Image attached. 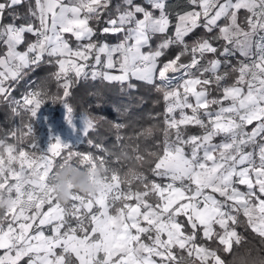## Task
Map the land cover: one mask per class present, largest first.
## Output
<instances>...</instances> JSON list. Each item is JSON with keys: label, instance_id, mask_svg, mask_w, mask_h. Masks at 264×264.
Masks as SVG:
<instances>
[{"label": "snow or ice", "instance_id": "1", "mask_svg": "<svg viewBox=\"0 0 264 264\" xmlns=\"http://www.w3.org/2000/svg\"><path fill=\"white\" fill-rule=\"evenodd\" d=\"M0 46V102L21 117L0 139V264H264V0H0ZM45 63L56 91L13 99L5 82ZM89 79L142 82L163 111L144 125L85 110L82 142L101 155L51 134L42 149V105L62 104L75 130L72 89ZM104 125L116 151L92 138ZM67 165L99 174L98 191L61 203L51 179ZM241 228L259 242L243 256Z\"/></svg>", "mask_w": 264, "mask_h": 264}, {"label": "trees", "instance_id": "2", "mask_svg": "<svg viewBox=\"0 0 264 264\" xmlns=\"http://www.w3.org/2000/svg\"><path fill=\"white\" fill-rule=\"evenodd\" d=\"M30 2V0H26V3ZM120 0H114V3H119ZM138 3H143L145 0H137ZM21 12L24 9H20ZM103 24H100L98 27H103ZM208 35L205 33L203 28L196 29L193 33H191L186 40L189 42L195 39L196 37ZM29 40L34 39L31 35L28 36ZM96 39L102 42L117 43L121 39L119 35H101L98 33ZM161 37L158 35L154 37L151 41L152 47L155 48L156 45L160 42ZM220 43H215L214 45L219 47ZM24 50V45L19 47ZM149 50L148 48H145ZM6 49L0 46V53H3ZM176 48H172L168 52V56H171L175 53ZM210 55V54H209ZM163 59H167V56ZM55 71V68L47 63L42 64L40 67H32L24 70V74L17 81H8L7 87H10L11 96L13 99L20 98L22 95H26L28 92L36 89L39 86H46L52 92L56 91V84L50 77V73ZM132 83L137 84V88L134 90H129L125 86L123 90L119 84L108 85L107 82L101 81H80L72 89V97L70 102L74 106L77 111V114L84 112L85 110H90L97 114H103L109 119H116L117 113L113 110V106L119 107L121 110L124 108L129 109L128 118L140 123V124H150L148 117L149 112H161L163 111V102L155 107L152 104L154 99H158L157 95L151 90L150 87L145 85L142 82L133 80ZM141 98H143L141 100ZM101 101L103 104L102 108H96L95 105L97 101ZM45 106H53L55 107L54 113H57L58 108L60 107V103H52L51 101H46L44 103ZM91 106V107H90ZM24 119H27V114H23ZM35 125L36 132L38 131V126L36 120L33 121ZM21 117L13 116L11 112V108L7 103L0 102V139L4 138L5 134L13 129L14 127L20 125ZM126 131L130 132L131 128ZM190 132L197 134L200 133L201 130L198 128H190ZM96 143H102L104 147L108 148L111 151H116L113 148L115 143V135L110 130H108V125H104V128L101 129L98 135H93L92 137ZM216 140L220 141L221 137H217ZM78 147V150L82 152H94L97 155H101L98 153L94 147H90L86 141L79 142L75 144ZM238 231L242 232L245 236L248 237L250 243L243 245L239 248H234L233 253L239 254L241 256L245 255V250L248 248H258L259 242L253 234L249 232H244V229H238ZM233 254H227V258L229 260L232 259Z\"/></svg>", "mask_w": 264, "mask_h": 264}, {"label": "rangeland", "instance_id": "3", "mask_svg": "<svg viewBox=\"0 0 264 264\" xmlns=\"http://www.w3.org/2000/svg\"><path fill=\"white\" fill-rule=\"evenodd\" d=\"M21 50L22 49H18ZM0 71H5L3 67H0ZM179 74H177L178 76ZM175 82V81H174ZM8 81L5 82V87H7ZM24 95L16 100L23 99ZM55 107L53 106H45L42 105L39 110L37 117L35 118L38 131L37 134L39 136L40 147L42 149L47 147L49 135L59 136L62 140L70 144H77L78 141H83V133H82V124L79 119V114H77V118L74 120V126H69L65 120V108L61 104L57 110V113H54ZM215 142L219 143L220 141L216 140Z\"/></svg>", "mask_w": 264, "mask_h": 264}, {"label": "clouds", "instance_id": "4", "mask_svg": "<svg viewBox=\"0 0 264 264\" xmlns=\"http://www.w3.org/2000/svg\"><path fill=\"white\" fill-rule=\"evenodd\" d=\"M99 174H92L87 169L67 165L59 169L51 179L55 197L63 204H69L74 192L93 194L98 191Z\"/></svg>", "mask_w": 264, "mask_h": 264}, {"label": "crops", "instance_id": "5", "mask_svg": "<svg viewBox=\"0 0 264 264\" xmlns=\"http://www.w3.org/2000/svg\"><path fill=\"white\" fill-rule=\"evenodd\" d=\"M184 2V0H169V3L171 4V5H173V7H175V5L177 4V3H183ZM75 43V41L73 40V44ZM118 43V42H117ZM112 45H114V44H116V43H111ZM143 51H145V52H147V51H149V50H146V49H143ZM175 83V82H174ZM241 188L243 189L244 188V186H241Z\"/></svg>", "mask_w": 264, "mask_h": 264}, {"label": "built area", "instance_id": "6", "mask_svg": "<svg viewBox=\"0 0 264 264\" xmlns=\"http://www.w3.org/2000/svg\"><path fill=\"white\" fill-rule=\"evenodd\" d=\"M215 46V45H214ZM236 59H240L239 54L237 53L236 58L233 59V63L236 62ZM243 190V189H242Z\"/></svg>", "mask_w": 264, "mask_h": 264}]
</instances>
